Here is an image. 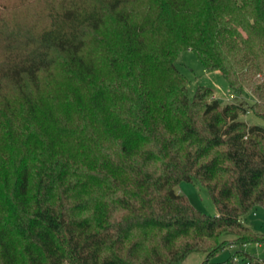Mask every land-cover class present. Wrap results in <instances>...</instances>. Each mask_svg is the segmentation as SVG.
Returning a JSON list of instances; mask_svg holds the SVG:
<instances>
[{"label": "trees", "instance_id": "1", "mask_svg": "<svg viewBox=\"0 0 264 264\" xmlns=\"http://www.w3.org/2000/svg\"><path fill=\"white\" fill-rule=\"evenodd\" d=\"M186 49L246 87L263 125L210 87L189 97L174 63ZM193 179L216 214L175 191ZM258 206L264 0L0 5V264H178L193 251L264 264L242 247L211 260L264 244L242 222Z\"/></svg>", "mask_w": 264, "mask_h": 264}, {"label": "rangeland", "instance_id": "2", "mask_svg": "<svg viewBox=\"0 0 264 264\" xmlns=\"http://www.w3.org/2000/svg\"><path fill=\"white\" fill-rule=\"evenodd\" d=\"M17 0H0V5H11ZM16 6V5H15ZM15 6H13L15 8ZM31 8V7H30ZM30 12V10H29ZM28 12V13H29ZM175 66L179 72L187 80L186 92L189 97H192L197 86H207L212 88V97H215L221 104L226 103H240L246 110L244 114L240 115V119L248 124L263 125L261 118L254 115L249 107L255 103V96L246 88L242 87L240 90L234 91L231 89L225 79L222 77L219 70H208L202 64L198 56L190 49L181 51L174 61ZM175 191L183 193L187 196L190 204L203 211L206 214H216V208L208 195L206 189L195 179L193 181H180L175 186ZM242 222L249 226L253 231L264 234V208L261 206L251 209L245 216L242 217ZM237 247H242L246 252L264 259V244L247 243L242 246L229 245L222 250L215 253L212 261L222 262L230 259L235 253ZM241 260L240 254L238 258ZM205 258L203 251H193L178 264H200Z\"/></svg>", "mask_w": 264, "mask_h": 264}, {"label": "built area", "instance_id": "3", "mask_svg": "<svg viewBox=\"0 0 264 264\" xmlns=\"http://www.w3.org/2000/svg\"><path fill=\"white\" fill-rule=\"evenodd\" d=\"M234 261H238L236 256H233L231 260L227 261L225 264H232Z\"/></svg>", "mask_w": 264, "mask_h": 264}, {"label": "crops", "instance_id": "4", "mask_svg": "<svg viewBox=\"0 0 264 264\" xmlns=\"http://www.w3.org/2000/svg\"><path fill=\"white\" fill-rule=\"evenodd\" d=\"M234 249H236V248H234Z\"/></svg>", "mask_w": 264, "mask_h": 264}]
</instances>
